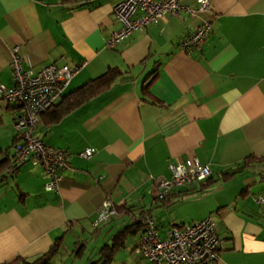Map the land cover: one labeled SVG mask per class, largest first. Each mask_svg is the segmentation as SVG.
Here are the masks:
<instances>
[{"label":"crops","instance_id":"1","mask_svg":"<svg viewBox=\"0 0 264 264\" xmlns=\"http://www.w3.org/2000/svg\"><path fill=\"white\" fill-rule=\"evenodd\" d=\"M119 1L0 0V84L13 83L14 47L34 70L81 66L55 105L108 69L121 72L56 120L55 105L40 116L37 137L69 152L56 191L44 190L47 176L30 162L0 177V264L34 260L59 238L52 264H88L84 235L102 240L99 256L146 212L161 235L211 216L218 259L198 264H264V206L256 201L264 195V0H211V34L190 50L179 42L203 15L185 11L109 46L120 27L113 14ZM18 114L0 97V164L13 159L21 139ZM87 147L94 154L84 159L79 153ZM190 157L211 175L158 199L156 180ZM106 198L117 213L93 226ZM141 236L130 234L111 264H151L135 252Z\"/></svg>","mask_w":264,"mask_h":264},{"label":"built area","instance_id":"2","mask_svg":"<svg viewBox=\"0 0 264 264\" xmlns=\"http://www.w3.org/2000/svg\"><path fill=\"white\" fill-rule=\"evenodd\" d=\"M211 0H195V7L183 5V0H121L113 9L115 19L120 23L108 40L114 46L135 31H143L148 25L157 24L166 14L178 15L182 11L201 14L203 18L193 30L179 42L183 50L200 49L212 31L214 14ZM13 83L0 84V97L20 110L14 126L21 139L14 145L12 172L26 162L39 166L47 176L44 190L56 191L63 180L62 171L67 169L69 152L44 143L36 135L40 116L52 108L81 66L48 64L38 70L25 65L18 47L11 51ZM94 149L87 147L79 155L84 159L93 156ZM170 177L156 180L157 198L166 199L173 187L189 186L193 182L205 181L211 170L197 158L170 164ZM264 206V195L256 197ZM117 213L111 200L106 198L97 211L93 226L108 220ZM142 236L135 252L151 264H198L218 259L221 240L216 231V222L211 216L167 229L164 235L150 213L140 218Z\"/></svg>","mask_w":264,"mask_h":264},{"label":"trees","instance_id":"3","mask_svg":"<svg viewBox=\"0 0 264 264\" xmlns=\"http://www.w3.org/2000/svg\"><path fill=\"white\" fill-rule=\"evenodd\" d=\"M121 72L115 68L108 69L101 76L90 80L80 88L73 90L63 96L61 101L55 105V109L50 108L45 113L49 112L51 109H54L52 113L55 114V120L67 112L75 109L80 106L90 98L96 96L98 93L105 90L118 76H120ZM156 74L154 71L151 76L153 77ZM149 84L144 86V90L147 91ZM13 157V156H12ZM250 158V157H249ZM251 159V158H250ZM249 160V159H248ZM13 159H9V161L4 164H0V177H4V173L7 175L13 174L19 167H14L12 172H8L7 170L12 166ZM236 172L233 171L231 173H226L224 176L226 178L231 177ZM142 231V224H134L131 226L125 227L123 230L116 233L111 242L109 244H105L99 250V256L97 259L90 261L88 264H111L115 252L123 247L126 238L135 231ZM61 238H59L46 252L40 254L34 260H26L21 259L22 264H52V260L54 256L59 252V247L61 244ZM20 259V258H19Z\"/></svg>","mask_w":264,"mask_h":264},{"label":"rangeland","instance_id":"4","mask_svg":"<svg viewBox=\"0 0 264 264\" xmlns=\"http://www.w3.org/2000/svg\"><path fill=\"white\" fill-rule=\"evenodd\" d=\"M135 238L139 237V234L133 236ZM133 239V238H132ZM130 239V240H132ZM84 243H86V247L83 250L84 254H83V259H89V260H95V258H97V253L95 252L98 249V246H101L102 240L98 239L97 241H95L94 239H91L89 235H84L83 239ZM99 243V244H98Z\"/></svg>","mask_w":264,"mask_h":264}]
</instances>
